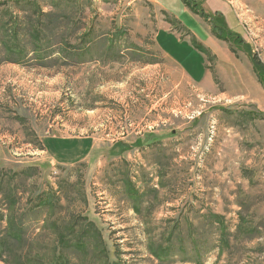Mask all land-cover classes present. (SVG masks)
I'll use <instances>...</instances> for the list:
<instances>
[{
  "label": "rangeland",
  "instance_id": "1",
  "mask_svg": "<svg viewBox=\"0 0 264 264\" xmlns=\"http://www.w3.org/2000/svg\"><path fill=\"white\" fill-rule=\"evenodd\" d=\"M185 1L196 4L208 34L239 37V46L235 39L222 45L236 57L239 72L250 65L263 102L240 98L246 94L229 69L226 90L219 86L210 93L158 55L154 33L170 21L150 0H0V42L14 43L11 54L0 44V233L12 217L23 227V242H11L0 264H17L26 252L32 264H58L59 256L69 264H264V88L251 63L264 71V0ZM171 8L185 28L195 30L181 6ZM63 33L72 52L82 51L64 76L30 72L36 62L9 63L39 47V39L45 44ZM170 131L185 134L165 143L180 148L187 168L229 166L236 198L145 204L150 179L137 159L147 134ZM53 135L92 138L89 160L51 167L41 150L43 139ZM210 174L212 181L220 175ZM125 186L138 195V205ZM158 188L159 181L151 189ZM210 215L223 218L228 236L221 248ZM81 219L94 224L97 236L85 253H76L58 235L75 241ZM194 240L198 256L192 254ZM169 243L164 263L150 254V247Z\"/></svg>",
  "mask_w": 264,
  "mask_h": 264
},
{
  "label": "crops",
  "instance_id": "2",
  "mask_svg": "<svg viewBox=\"0 0 264 264\" xmlns=\"http://www.w3.org/2000/svg\"><path fill=\"white\" fill-rule=\"evenodd\" d=\"M149 1V0H148ZM163 0H150L153 7L159 12L165 14L170 24L163 23L157 26L154 33V44L160 55L165 60L171 61L186 77L194 84L201 85L207 92H214L220 86L222 90H226L227 69L238 77L235 86L239 89L243 88L244 93L227 97H240L254 102L250 97H256L258 101L263 102L262 93L258 90L255 80L250 75V65L245 64L244 74L239 72V64L236 57L230 54L227 48L222 45L223 41L216 39L207 33L209 27H204L200 16L190 11L185 0H172V4L164 5ZM172 6H181L182 13L195 21V30L187 29L178 18L172 15L169 10H173ZM173 12V11H171ZM222 13V9L218 8L217 13ZM166 18V17H165ZM65 26L66 19H62ZM58 26V25H57ZM175 26V27H174ZM183 37V35H185ZM37 42V41H36ZM5 43L8 54L14 53V43ZM10 44V45H7ZM16 45L23 44L15 41ZM39 47L35 45V49L29 54L19 59H9L12 64L17 66L27 65L36 62V67H30V72L38 71L49 72L51 75H65L66 70L70 69V61L72 57L75 59L80 56L82 51L71 50L68 36L62 34L57 40L45 42H37ZM13 45V47L11 46ZM21 51L22 48H18ZM12 53V54H13ZM17 54V53H15ZM34 55V56H33ZM11 56V55H10ZM33 56V57H31ZM32 58L30 61L29 59ZM25 61H28L25 63ZM1 69V66H0ZM22 69H27L23 67ZM47 70V71H45ZM237 92V91H236ZM255 123L256 120H253ZM191 125V124H190ZM189 131H194L195 127L188 126ZM149 133L146 135L145 144L142 145V158L138 157V161L142 164L144 171L150 179L151 174L158 176L159 191H153L151 188L152 181L147 184L145 191V204L161 203L163 205L175 203H195L200 204L201 200H209L211 202H225L236 198V194H230L231 173L229 166L210 167L208 163L203 165L199 170L195 166L186 167V158L184 153H180V148L171 149L166 141L171 140L177 142L183 138L184 133L168 132L166 133ZM182 141V140H181ZM182 146V144H178ZM94 148L92 138L84 137H64V136H46L42 142L41 153L48 160L51 167H72L89 160V156ZM175 154V155H173ZM129 155V154H127ZM227 164V163H226ZM219 172L220 175L212 181L211 172ZM172 174L173 176H171ZM210 174V175H209ZM170 176V181L164 185L163 180ZM207 176V179H205ZM207 181V185L203 184ZM206 188V196L202 193ZM219 189V191H218ZM213 190V193L209 191ZM217 192V193H216ZM208 201V202H209Z\"/></svg>",
  "mask_w": 264,
  "mask_h": 264
},
{
  "label": "trees",
  "instance_id": "3",
  "mask_svg": "<svg viewBox=\"0 0 264 264\" xmlns=\"http://www.w3.org/2000/svg\"><path fill=\"white\" fill-rule=\"evenodd\" d=\"M186 5L188 6V8L190 9L191 12L202 17L201 14L199 13V11H197L196 4H194V3L193 4H187V2H186ZM216 31L218 33V30H216ZM218 36L222 37L223 39L218 38ZM216 38L221 39L222 41H228V40L230 41L231 39H235L233 37H229V35H227V36L225 35L224 37L217 35ZM233 43L235 44V46H239L240 43H242V42L241 41L236 42V40H233ZM251 63H252L254 73L256 74V76L258 78V82L264 88V74H263L264 71L261 72L260 69L258 68V66L255 65V63L253 61ZM261 73L263 74V76ZM115 148L118 149L119 147L116 146ZM120 153L121 152L119 150L117 154H120ZM125 193H126L127 198H130V199L136 201V204H137V199H138L137 196L138 195L135 193V191L131 187L125 186ZM41 206L45 207V206H50V205L48 202H44L41 204ZM136 210L138 213H140V211L138 209H136ZM1 216L2 215L0 214V223L3 221V218H1ZM210 217H211V221H212L213 225L218 226V229L216 230L217 231L216 235L218 236V243H219L218 247L221 248L226 243V237L228 236L226 229L224 227L223 218L219 217V216H213V215H210ZM81 220L83 221V225L80 228V231L78 233L75 232V229L77 228V223L74 222L70 225V228H72V230L70 231V235H72L74 232L76 233L75 241L69 240L70 238L64 239L62 237V234L58 235V239H60L59 240L60 244L62 245V243H64L66 241V243H68L67 247L74 249V252H76V253H85L86 249L89 246V242L92 241L91 236H93V234L96 231L94 224L87 222L85 219H81ZM171 235H172V233H170V237H168V239L170 241L173 238V237H171ZM96 236H97V232H96L95 236H93V237L95 238ZM168 239H166V240H168ZM68 240H69V242H67ZM20 241L23 242L22 224L20 222H17V219L15 217L7 219L5 232H3V234L0 233V259H2L4 256L10 255V253L12 251L11 242L20 243ZM179 243H180L179 250L184 249L183 245L181 244V241H179ZM170 245H171V243L167 244L166 246L158 245V246L153 247V248L150 247V254L153 257H155V259L158 260L160 263H164L169 258V255L171 252ZM193 246H194V248H193ZM192 248H193V249H191L193 251L192 254H194V252L196 254L194 256L200 255V252L197 249V241L196 240L193 241ZM30 255L31 254L29 252L28 253L26 252L24 255L23 261L20 260L19 263H17V264H32L31 262L33 261V259L30 257ZM183 256H184V258L182 260L184 262L189 260V258L187 257V254H184ZM57 260H58V262H57L58 264H66V263L69 264V262H68L69 259L64 257V256H59L57 258ZM33 264H36V262Z\"/></svg>",
  "mask_w": 264,
  "mask_h": 264
},
{
  "label": "built area",
  "instance_id": "4",
  "mask_svg": "<svg viewBox=\"0 0 264 264\" xmlns=\"http://www.w3.org/2000/svg\"><path fill=\"white\" fill-rule=\"evenodd\" d=\"M150 177V181H152L151 187L154 189L157 188L158 176H156L155 174H151Z\"/></svg>",
  "mask_w": 264,
  "mask_h": 264
},
{
  "label": "flooded vegetation",
  "instance_id": "5",
  "mask_svg": "<svg viewBox=\"0 0 264 264\" xmlns=\"http://www.w3.org/2000/svg\"><path fill=\"white\" fill-rule=\"evenodd\" d=\"M220 28H222V29H223V27H222V26H220ZM233 38H235V40H237L238 42L240 41L239 37H237V36H233Z\"/></svg>",
  "mask_w": 264,
  "mask_h": 264
}]
</instances>
